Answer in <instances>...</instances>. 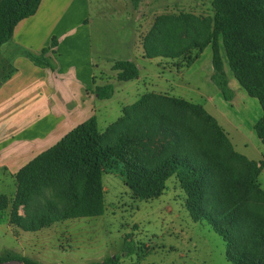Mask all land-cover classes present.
Listing matches in <instances>:
<instances>
[{
    "label": "trees",
    "instance_id": "trees-1",
    "mask_svg": "<svg viewBox=\"0 0 264 264\" xmlns=\"http://www.w3.org/2000/svg\"><path fill=\"white\" fill-rule=\"evenodd\" d=\"M131 1L138 5L142 0ZM210 1L211 22L191 25L182 21L187 15L178 23L169 16L157 19L144 42L146 56H161V46L167 44L172 50L164 55L171 59L210 45L211 81L231 102L234 93L224 69L222 45L235 79L263 109L254 130L264 146V0ZM40 5L41 0H0V47ZM191 34L203 40L189 43ZM55 47L53 40L51 48ZM49 51L28 52L27 58L53 69L46 56ZM184 59L188 60L184 65L191 64L189 55ZM112 70L120 82L140 77L131 61H117ZM93 92L108 100L115 89L106 84ZM118 167L137 200L158 199L167 181L175 178L192 220L205 221L223 238L230 262L264 264L261 166L235 151L224 129L203 106L181 98L147 93L124 107L123 116L104 131L95 116L79 124L16 174L14 199L0 195V212L10 206V223L31 232L58 222L102 216L106 211L103 175ZM20 207L24 216L18 213ZM120 260L116 255L91 264H120ZM11 262L40 264L15 253L0 255V264Z\"/></svg>",
    "mask_w": 264,
    "mask_h": 264
},
{
    "label": "rangeland",
    "instance_id": "rangeland-1",
    "mask_svg": "<svg viewBox=\"0 0 264 264\" xmlns=\"http://www.w3.org/2000/svg\"><path fill=\"white\" fill-rule=\"evenodd\" d=\"M114 4L110 0H101L97 21L101 23L98 34L108 36L117 43L116 38L122 39L130 28H119L118 24L128 19V13L115 8ZM141 7L145 9V39L155 21L162 16H169L178 23L183 15H187L189 18L182 21L194 25V21L211 22L214 15L210 0H144ZM96 11H99L97 7ZM137 14L141 15V11ZM200 40L203 37L191 34L187 42ZM116 49L119 51L120 48ZM160 50L161 56L154 58H148L145 53V70L142 69L139 79L120 82L115 81L114 77V95L111 99L97 103L94 116L98 120L99 129L104 131L121 118L123 108L133 105L141 96L147 93L158 94L154 91L164 89L169 97L203 106L224 129L237 153L264 161V146L254 130L255 123L263 115V109L260 102L250 97L235 79L223 46L221 54L224 68L234 93L231 102L223 98L210 79V45L201 50L193 48L189 54L191 64L184 65L188 60L182 58L181 67L184 66L178 73L168 70L173 60H176L175 63L180 61L178 58L165 57L164 54L172 50L170 44L161 46ZM139 63L143 67L142 62ZM8 71V68L0 69V78ZM256 163L262 168L263 163ZM121 170L118 167L116 171L103 175L104 215L53 224L42 232L44 235H38V243L42 244L38 252L26 255L28 253H24L14 241L5 221L0 219V255L8 254L6 252L9 251H5L8 249L10 254L15 252L29 256V259L40 264H91L116 255L121 257L120 264H233L227 257V246L223 238L205 221L192 220L185 207V193L175 178L167 181L161 197L143 201L137 200L125 185ZM263 177L261 182L264 187ZM3 184L0 181L3 193L13 192V189Z\"/></svg>",
    "mask_w": 264,
    "mask_h": 264
},
{
    "label": "crops",
    "instance_id": "crops-1",
    "mask_svg": "<svg viewBox=\"0 0 264 264\" xmlns=\"http://www.w3.org/2000/svg\"><path fill=\"white\" fill-rule=\"evenodd\" d=\"M95 1L93 5V0H41L37 13L21 21L12 39L0 47V69H9L0 78V181L13 189L8 194L0 189V195L8 200L14 199L15 176L24 166L97 113L101 99L93 91L96 86L117 81V73L112 70L115 62H134L140 77L145 70L144 0L138 5L131 0H110L116 3L115 8L128 13V21L118 25L122 30L128 26L130 29L122 39L116 38L117 43L98 34L101 0ZM53 40L56 47L52 49ZM45 49L50 50L46 56L53 69L37 66L27 58L28 52L39 55ZM186 55L177 63L173 60L168 70L178 73ZM228 81L232 89L229 77ZM154 92L170 96L164 89ZM248 159L263 163L258 178L263 189L264 161ZM18 213L25 215L23 207ZM0 219L26 255L38 252L42 245L38 235H44L42 232L48 228L31 232L11 224L10 206L0 212Z\"/></svg>",
    "mask_w": 264,
    "mask_h": 264
}]
</instances>
